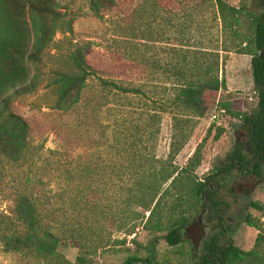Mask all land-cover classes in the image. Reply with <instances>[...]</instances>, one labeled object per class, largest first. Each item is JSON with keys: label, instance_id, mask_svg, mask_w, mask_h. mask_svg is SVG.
I'll return each instance as SVG.
<instances>
[{"label": "rangeland", "instance_id": "374dc122", "mask_svg": "<svg viewBox=\"0 0 264 264\" xmlns=\"http://www.w3.org/2000/svg\"><path fill=\"white\" fill-rule=\"evenodd\" d=\"M47 1L60 20L51 29L52 40L42 50L41 62L25 64L29 76L37 79L35 88L30 93L11 95L7 101V111L20 116L28 126L30 152L24 161L0 160V225L12 229L15 197L30 194L40 200L44 216L61 222L63 230L71 229L77 234L75 240L62 241L56 249L57 258L69 264H77L78 256L84 259L82 264H124L131 256L146 258L147 264H191L202 254L204 242L212 237L219 249L232 246L247 252L252 249L256 235L263 239L257 251L261 261L250 264H264V164L260 178L240 180L233 170L220 174L216 179L220 191L211 199H196L190 193L193 185L223 165L233 143L239 144L241 132L234 126L243 115L255 109L250 56L222 54L218 72L222 84L201 117L192 118L179 110L160 113L163 89L164 96L171 92L170 82L164 80L167 65L175 61L170 50L181 40L188 45H196L198 41L205 45L214 33L208 14L196 18L191 13L190 18H180V11L187 14V7L180 10L179 0H154L158 8L152 6L153 0H119L117 7L94 17L87 0ZM221 1L234 7L240 0ZM24 18L32 42V26L27 14ZM196 21L200 24L198 29ZM59 28L63 31H58ZM239 32L244 39H249L251 31L246 17L240 19ZM85 43L89 47L86 61L93 76L87 80L82 104L73 119L52 109V79L54 73L68 68L69 52ZM248 51L250 46L243 53ZM98 79L136 88L139 96L103 90ZM90 98L96 101L95 105L105 103L110 111L97 107L91 110ZM152 113L159 115L154 126L156 134L143 154L149 153L159 161L168 160L178 176L170 194L158 201L145 226L136 231L134 242L127 237L122 244L119 242L122 232L111 229L115 218L125 215L122 200L114 201L116 185L112 174L115 167H127L126 146L130 139L121 141L125 150L114 166L112 132L117 129L130 133L132 128L149 123L147 117ZM213 115L216 119H212ZM218 130L221 134L214 138ZM195 151L198 164L192 168L188 161ZM174 187L181 191L177 199ZM211 189L208 187L207 191ZM210 200L215 206H208ZM249 202L258 208H251ZM207 207L212 209L208 222L205 221ZM142 214L141 225L148 213ZM246 216L256 222L258 230L243 223ZM181 219L186 223L181 228L179 244L170 247L162 240H153L177 226ZM156 225L160 231H155ZM86 241L106 248L79 249ZM149 242L154 243L153 249L148 246ZM0 264L58 263L5 253L0 246Z\"/></svg>", "mask_w": 264, "mask_h": 264}, {"label": "trees", "instance_id": "16d2710c", "mask_svg": "<svg viewBox=\"0 0 264 264\" xmlns=\"http://www.w3.org/2000/svg\"><path fill=\"white\" fill-rule=\"evenodd\" d=\"M118 1L87 0V4L91 14L94 17H100L101 13L117 7ZM143 2L146 1L143 0ZM156 3L153 0L152 6L158 8ZM178 7L180 10L187 7V14L183 15L180 11V18H190L191 13L196 18L205 13L208 14L214 33L205 45H202L201 41H198L196 45H188L181 40L170 50L175 56V61L167 65L168 74L164 80L170 82L171 92L169 96H164L166 93L163 89L158 112L179 110L192 118L201 117L207 105L215 100L221 87L222 81L218 79V72L222 54L249 55L256 105L251 114L243 115L240 123L234 126L241 132L239 144L233 143L232 151L224 160H228L231 166H235L233 161L238 162L245 157L242 149L244 148L255 158L254 173L260 178L261 165L264 164V0L252 2L240 0L234 7L221 0H179ZM25 14L32 26L34 37L32 42L28 23L24 18ZM241 17H246L251 31L247 40L239 32ZM59 20V15L47 0H0V160L8 163L24 161L30 152L27 144L28 126L20 116L7 111V101L11 95L26 94L34 90L37 79L35 76H29L25 64L34 65L41 62V52L51 43V29L57 27L56 23ZM197 23L198 21H196L198 29L200 24ZM58 31L63 30L59 28ZM247 46H250L251 51L243 53ZM88 50L87 43L71 50L67 58L68 68L63 72L54 73L52 79L54 86L52 109L72 116L73 119L82 104L87 80L93 76V70L86 61ZM98 81L99 87L108 92L122 96L126 94L139 96L136 88L124 87L103 79ZM89 102L93 104L90 106L91 110L97 107L104 108L106 112L110 111L108 109L110 107L105 103L95 105L96 101L92 98ZM147 119L149 123H144L138 129L132 128L130 133L123 129V133L117 129L112 132L114 143L112 148H115L116 157L114 166H117L118 158L125 150L121 141L123 138L130 139L126 146L127 167H115L112 174L116 185L114 201L122 200L125 215L121 218L116 217L111 229L114 232H122L123 237L119 240L122 244L127 237H131L129 241L134 242L136 231L145 226L153 215V209L158 201L170 194L178 176V172L171 167L168 160L159 161L149 153L143 154L154 139L156 134L154 126L158 123L159 115L152 113ZM134 120L136 121L137 118ZM119 121L123 122L120 119ZM118 126L120 127V124ZM220 134L221 131L218 130L214 138H218ZM188 163L192 168L198 164L197 151ZM220 169L216 168L217 171ZM206 179L209 177L190 188V193L196 199L204 198L205 192L212 194L213 198L220 191V188L216 193L214 189L207 191ZM174 189L177 191L174 198L177 199L181 196L179 195L180 187L179 189L174 187ZM39 203H41L40 200L33 198L30 194H19L15 197L13 209L15 224L11 225L12 229L5 224L0 225V246L5 253L23 254L46 262L69 264L57 258L56 249L62 241L75 240L77 234L71 229L63 230L61 222L51 221L44 216L45 212L41 210ZM249 204L251 208H258L253 202ZM142 212H147L148 215L141 225ZM185 223L186 221L181 219L177 226H172L162 235L155 236L153 240H162L170 247L176 246L180 243L181 228ZM243 223L258 230L256 222L247 216L244 217ZM154 229L156 232L160 231V226L156 225ZM262 241L261 236L256 235L252 249L242 252L232 246L219 249L212 237L208 242H204L202 254L191 264L259 262L261 259L257 251H260ZM153 244V242L148 243L150 249H153ZM80 248L100 249L106 246L94 245L91 241H86V245L82 243ZM151 253L152 250L149 251V254ZM83 260L79 256L75 258L77 264H82ZM147 263L146 258L136 256L128 257L124 261V264Z\"/></svg>", "mask_w": 264, "mask_h": 264}, {"label": "flooded vegetation", "instance_id": "af4514ba", "mask_svg": "<svg viewBox=\"0 0 264 264\" xmlns=\"http://www.w3.org/2000/svg\"><path fill=\"white\" fill-rule=\"evenodd\" d=\"M243 154L245 156L243 159L239 160L238 162H237V160L233 161L235 166H231L228 160H224L223 165L221 167H219L221 169L219 171H217L216 173H214L213 175L209 176V179L205 180V183L207 185L206 189L208 187H211L212 189L215 190V193H216V191H219L220 183L216 179L220 176V174L225 173L228 170H233V172H235L237 174V178H239L240 180L247 179V178L252 177V176L257 178V175L254 173L255 158H253L252 155L246 150H243ZM205 197H208L211 199L212 194H207V192H205L204 198ZM244 198L247 201L248 192L245 193ZM204 202H205V199H204ZM208 204H209L208 206L213 207V204H215V203L212 202V200H210ZM211 210L212 209L209 210L208 207L206 208V211H205V213H206L205 221L206 222H208V220H206V219L211 214ZM215 218H216L215 216H211V219H215ZM217 223L219 225L220 221H217ZM221 231H222V229H221ZM223 235H224V233H222L221 236H223Z\"/></svg>", "mask_w": 264, "mask_h": 264}, {"label": "built area", "instance_id": "2783aa9c", "mask_svg": "<svg viewBox=\"0 0 264 264\" xmlns=\"http://www.w3.org/2000/svg\"><path fill=\"white\" fill-rule=\"evenodd\" d=\"M212 119H216V116L213 115V116H212Z\"/></svg>", "mask_w": 264, "mask_h": 264}]
</instances>
